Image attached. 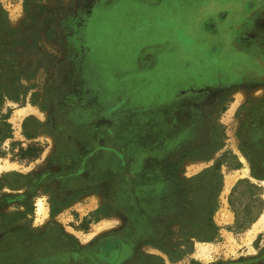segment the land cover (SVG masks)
<instances>
[{
    "label": "rangeland",
    "instance_id": "374dc122",
    "mask_svg": "<svg viewBox=\"0 0 264 264\" xmlns=\"http://www.w3.org/2000/svg\"><path fill=\"white\" fill-rule=\"evenodd\" d=\"M0 94V264H264V0H0Z\"/></svg>",
    "mask_w": 264,
    "mask_h": 264
},
{
    "label": "trees",
    "instance_id": "16d2710c",
    "mask_svg": "<svg viewBox=\"0 0 264 264\" xmlns=\"http://www.w3.org/2000/svg\"><path fill=\"white\" fill-rule=\"evenodd\" d=\"M3 102L2 94H0V106ZM33 120L31 118L27 119L25 122V127L28 123V121ZM29 137V136H28ZM31 137V136H30ZM13 138V129L11 123L8 122L7 116L3 115L0 117V145L7 140ZM17 142L11 143V152L12 157L11 159H17V160H28L32 161L37 159L42 152L44 151V146L40 145L39 143H30L26 147L19 144V148L17 151H14L15 146L17 145ZM1 155H5V151H1ZM217 170V168H216ZM207 171L204 172L207 173ZM215 176V175H212ZM217 176V172H216ZM220 176V175H219ZM238 186L235 187L234 191H237ZM221 191V183L219 179H216L214 177L213 187L211 190H207L202 195V201H199L198 205L201 207V212L204 217L202 220V223H199V229L197 232H195V235L193 237L201 240V241H213L218 236V226L213 220V214L216 211L218 207V201L216 200L217 194ZM262 211V210H261ZM257 216L250 221H246L244 223V226L239 227L240 229H246L251 223H253L256 220ZM239 217L236 218V225H240Z\"/></svg>",
    "mask_w": 264,
    "mask_h": 264
}]
</instances>
